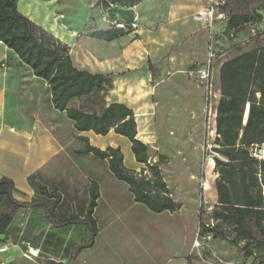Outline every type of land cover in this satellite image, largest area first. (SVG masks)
I'll list each match as a JSON object with an SVG mask.
<instances>
[{"label":"crops","instance_id":"0c3cea01","mask_svg":"<svg viewBox=\"0 0 264 264\" xmlns=\"http://www.w3.org/2000/svg\"><path fill=\"white\" fill-rule=\"evenodd\" d=\"M107 1L111 0L100 3L98 0H17L16 6L22 15L68 47L76 70L104 76L99 88L79 98H70L67 107L100 116L110 104H122L132 110L136 138L140 140V128L150 123L154 114L153 83L157 81L154 72L160 68V63L174 60V52L192 37L202 34L208 26L194 19L202 8L200 0H138L133 4L119 0L108 8L109 17L129 24L137 14L138 28L107 40L97 36L113 30L101 19L100 6ZM38 2H45L54 11L52 21L50 12L39 18L31 10V5ZM84 5L88 10L85 16L80 14ZM61 14L69 16V20L55 21L54 17ZM50 99L47 82L33 76L31 70L0 43V178L13 181V197L19 202L29 203L36 199L29 182L31 177L34 182L46 186L48 180L61 177L70 181L72 174L79 173L88 182L92 167L86 164L95 158L77 154L83 147L78 137L87 138L91 146L102 151L108 147L119 148L123 164L124 150L120 144L131 147L126 138L112 130L105 136L92 131L76 132L65 114L52 107ZM59 119L64 120L66 126L58 123ZM127 157L130 169L140 165L133 154L134 163ZM55 210L60 217L78 213L77 208ZM86 241L87 231L83 224L55 228L45 220L39 207L23 208L0 234V264H67L72 249ZM26 247L37 249L38 257L25 258ZM76 257L70 264L78 263ZM87 264L103 262L88 260Z\"/></svg>","mask_w":264,"mask_h":264},{"label":"rangeland","instance_id":"374dc122","mask_svg":"<svg viewBox=\"0 0 264 264\" xmlns=\"http://www.w3.org/2000/svg\"><path fill=\"white\" fill-rule=\"evenodd\" d=\"M31 10L39 18L48 12L51 21L54 16L45 2L31 5ZM87 11L84 5L80 14L85 16ZM256 12L260 21L253 19L235 31L223 24L205 27L202 34L174 52V60L160 63L153 75L157 79L153 83V118L140 128V141L149 148L146 164L130 169L127 156L134 163L130 148L120 144L124 166L146 179L151 178L150 167L158 169L179 209L155 214L135 203L127 186L116 181L106 163L97 159L86 164L92 167L88 182L78 173L70 181L61 177L48 180L46 186L41 185L45 196L35 190L37 200L61 212L85 208L90 182H97L99 199L92 215L97 235L91 248L77 255V264L88 260L103 264H264V252L236 238L230 226L213 218L218 210V175L212 161L218 157L214 119L220 97L219 68L231 58L264 46V5L256 7ZM61 15L62 20H69ZM208 63L209 80L201 81L198 71ZM57 121L66 126L64 120ZM249 152L255 157L256 147ZM201 225L212 229L210 240L199 234ZM196 239L198 246H194Z\"/></svg>","mask_w":264,"mask_h":264},{"label":"trees","instance_id":"16d2710c","mask_svg":"<svg viewBox=\"0 0 264 264\" xmlns=\"http://www.w3.org/2000/svg\"><path fill=\"white\" fill-rule=\"evenodd\" d=\"M49 1V0H43ZM119 0L108 1L110 3ZM133 4L138 0H128ZM17 0H0V43L15 54L20 63L28 67L32 75L47 82L51 94V105L73 124L76 132L92 131L105 136L109 131L126 138L131 143V152L138 164H146L148 146L136 138V122L132 110L122 104H110L102 115L84 114L67 107L70 98L87 95L99 88L104 76L92 75L76 70L71 63L68 47L50 33L22 15L16 6ZM264 0H225L219 11L225 14L222 21L228 31H235L251 22L260 21L261 15L254 13ZM113 29L97 36L107 40L122 34ZM220 97L215 114L214 169L218 175L215 181L218 210L213 218L230 226L235 237L264 252V160L258 158L264 147V46L251 49L223 62L219 68ZM247 108V119L243 116ZM79 155H91L105 162L110 175L125 184L135 203L143 205L150 212L159 214L173 212L180 208L168 193L158 169L150 167V179L127 169L119 148L108 147L104 151L91 146L85 137ZM256 147L252 156L249 148ZM34 190L45 189L34 178H29ZM14 183L0 178V234H3L17 211L27 207H39L45 220L55 228L81 223L87 231V241L72 249L70 264L77 254L90 248L97 235L93 212L99 199L98 186L90 183L86 207H78L77 214L68 217L57 215L53 206L33 199L29 203L16 201L13 197ZM212 229L201 225L199 234L207 235ZM23 246L24 243H21ZM26 249V248H25ZM46 264H56L47 262Z\"/></svg>","mask_w":264,"mask_h":264},{"label":"built area","instance_id":"2783aa9c","mask_svg":"<svg viewBox=\"0 0 264 264\" xmlns=\"http://www.w3.org/2000/svg\"><path fill=\"white\" fill-rule=\"evenodd\" d=\"M102 0H98L100 3ZM202 4V8L196 13L194 16V19L197 21H200L207 25L208 27L212 28V26L218 22L222 21L225 18V14L220 12L219 9L222 7L225 3V0H200ZM113 3L106 2L105 5L101 4L100 6V14H101V19L102 21L109 23L113 29L117 30H130V31H135L138 28V15L134 14L131 23L126 24L124 22L118 21L117 19H111L107 13L108 8L113 7ZM63 16L62 15H56L54 17L55 21L62 20ZM210 77V70H209V63L207 64V68H204L200 71H198V78L201 81L208 82ZM258 158L264 160V147H262L259 152H258ZM204 240H210L211 235L207 234L203 237ZM199 242L196 239L194 241V246H198ZM2 250V248L0 249ZM39 255V251L34 248L26 247L24 251V257L27 259H36ZM188 264V263H184Z\"/></svg>","mask_w":264,"mask_h":264},{"label":"water","instance_id":"95a60500","mask_svg":"<svg viewBox=\"0 0 264 264\" xmlns=\"http://www.w3.org/2000/svg\"><path fill=\"white\" fill-rule=\"evenodd\" d=\"M246 119H247V108H246L245 113H244V116H243V121L245 122Z\"/></svg>","mask_w":264,"mask_h":264}]
</instances>
